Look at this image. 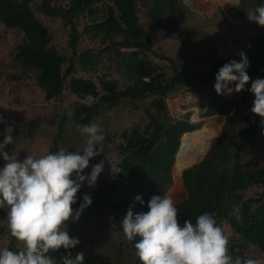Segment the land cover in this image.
I'll return each mask as SVG.
<instances>
[{"label": "trees", "instance_id": "obj_1", "mask_svg": "<svg viewBox=\"0 0 264 264\" xmlns=\"http://www.w3.org/2000/svg\"><path fill=\"white\" fill-rule=\"evenodd\" d=\"M180 1L0 0V27H3V32L21 35L17 52L4 70L9 71L8 77L16 72L33 81L46 100L63 103L64 96L73 98L63 113L51 119L52 123L57 120L58 132L52 136L48 153L64 148L71 138L76 137H66L64 131V128L71 129L72 133L77 131L73 121L78 124L96 123L97 117L118 108L123 101L130 102L135 108L138 103L145 102V119L141 117V121L122 130L118 136L100 124L105 140L97 163L104 161V174L109 181L103 183L105 188L95 193L93 203L81 216L89 211L108 209L123 215L130 206L134 213L147 212L150 199L161 197L170 184L172 188L168 196H180L177 189L179 192L181 188L176 179L181 185L183 183L182 189L184 187L188 195L176 205L181 226L186 220L195 223V217L205 212L214 213L222 228L227 226L231 231L229 249L234 257L249 258L246 250L251 245L264 254V163L255 166L251 160L244 161L245 156L252 158L257 155L255 149L261 118L253 113L245 116L236 110L225 119L220 137L214 138L212 132L200 134L207 127L197 130L200 126L190 122L189 114L173 118L165 103V99L177 91L196 92L195 85L198 88L211 85L216 82L215 76L224 64L233 59L240 61V56H228L212 60L204 70L183 72L171 59L155 53L151 32L163 31L165 35L178 36L182 29L177 9ZM236 1L225 0L227 4ZM139 3L146 6L141 18L138 15ZM261 4L264 0H239V6L231 11L237 14L238 20H245L246 12ZM42 18L61 22L62 34L67 39L66 47L52 44L53 38ZM82 43L89 45L81 49ZM249 47L248 74L252 81L264 79V27L260 26L251 37ZM151 56L160 62H168L169 66L168 63L152 61ZM250 88L251 81L243 92L237 94L245 108L253 97ZM88 92L96 97L91 106L83 102L84 94ZM233 106L227 99H215L204 106L202 117L218 116L221 120L222 116L231 113ZM194 119L198 121L197 113ZM184 133L189 134L184 136L181 144ZM17 134V130H13V136L17 138ZM4 137L5 134H0V143ZM192 140L198 156L194 164H198L191 165L195 157L184 155L172 176L175 156L187 150ZM116 141L118 145L114 150L121 160L110 163H116L124 172L113 176L110 163H106L104 159L107 158L103 154L106 152L104 149ZM13 147L8 145L5 151L13 153ZM84 174H88L86 170ZM118 190H121V195L116 206L103 203L106 194ZM138 195L143 197V204L136 201ZM83 196L82 185L77 193V203L73 205L74 211L79 209ZM234 208L239 209V220L230 215ZM0 213H3L2 209ZM134 243L128 241L135 254ZM9 249L19 250L12 244ZM68 252L73 256V249L57 251L62 256ZM134 264H141L136 254Z\"/></svg>", "mask_w": 264, "mask_h": 264}, {"label": "clouds", "instance_id": "obj_2", "mask_svg": "<svg viewBox=\"0 0 264 264\" xmlns=\"http://www.w3.org/2000/svg\"><path fill=\"white\" fill-rule=\"evenodd\" d=\"M234 5L239 6V0ZM246 13L250 22L264 27V4ZM239 55L240 61L233 59L218 70L215 91L221 96L234 93L237 96L251 81L249 90L255 97L251 111L261 118V127H264V79L252 81L247 71L250 67L248 57L244 52ZM195 97L197 100L196 93ZM83 102L91 106L96 97L91 92L85 93ZM171 116L179 118L184 114L173 112ZM0 123H6L2 117ZM72 123L85 137L82 150L60 148L39 157L27 155L23 160L15 152L10 155L5 151L8 145L16 144L13 128H6L0 143V157L5 161L0 169V209H7L10 235L21 242L23 248L0 250V264H84V252L74 257L68 252L59 261L50 255L61 248L75 249L80 244L79 239L70 236L68 223L78 221L93 201L86 194L78 210L74 211L73 205L77 203V193L84 182L87 181L90 188L95 187L105 168L101 161L92 165L89 175L84 174L90 160L102 154L105 140L102 126L95 122ZM110 166L113 176L124 172L116 163ZM135 199L143 204L142 196ZM148 209L134 213L130 206L119 228L113 225V230L122 229L128 241H135V254L141 264H261L258 259L231 254L229 238L214 213L205 212L195 217V223L186 220L181 226L176 202L167 194L153 196ZM230 215L239 220V209L234 208Z\"/></svg>", "mask_w": 264, "mask_h": 264}, {"label": "rangeland", "instance_id": "obj_3", "mask_svg": "<svg viewBox=\"0 0 264 264\" xmlns=\"http://www.w3.org/2000/svg\"><path fill=\"white\" fill-rule=\"evenodd\" d=\"M217 2L221 5H227L225 0H181L180 4L177 5L178 18L180 19L182 26L179 35L176 37L172 34L165 35L163 31L154 34L151 32L153 51L171 59L183 72H188L194 69L204 70L209 66V63L212 60L218 58L240 56L239 53L241 52H244L247 55L250 52L249 41L251 37L257 33L260 26L254 28L253 22H251V25L249 24L250 21H242L244 23L243 25L241 24L242 26H235V21H237V19H235L236 14H229V12L232 11L228 7L224 8L223 11L217 10L213 17L204 19L203 17L206 16L205 12L208 13V11H210L208 8H210L211 5L208 4H218ZM235 3L230 4H232L233 7H236V5H234ZM227 8L228 10L226 11ZM145 11L146 6H141V3H139L138 15L140 18L145 14ZM224 12L227 13L231 25L229 22L225 23V25L223 24V16L227 20ZM42 22L48 27L49 33L53 38L52 44L66 47L67 39L62 34L63 28L61 22L59 20L43 18ZM247 23L250 26H248ZM219 25H224L226 27L216 28V26ZM255 25L257 24L255 23ZM3 31V27H0V117H2L6 123H0V134H5L6 128L8 127L17 130L16 144H13L14 147L11 148V150L17 154V157L20 160L25 159L27 155L39 157L48 154L52 136L58 132V127L56 125L57 120L54 119L52 123L51 119L53 116L63 113L73 98L70 96H64L63 103L59 100L49 101L44 99V94L36 88L33 81L23 78L16 72H14L15 75L12 74L11 77H8L7 74L9 71L6 70L5 72L4 68L6 64L11 61L12 56L17 52L19 36L21 35H16L12 31ZM232 37L237 39V42L233 41ZM232 42H234V44H232ZM223 43L229 46L226 50L222 48L224 47ZM87 45H89V43H82L80 47L82 49L87 47ZM151 59L152 61H156V63H165L166 65L168 63L166 61L160 62L152 56ZM168 66L169 63L167 67ZM262 71H264V69ZM215 83L216 82H213L211 85L205 86L202 85L200 88L195 85L194 89L196 92H194L197 93L198 99L197 102H194L193 104H190L187 101L188 97L186 93L189 90H185L184 93L183 91L175 92L173 96H169L165 99V103L171 115H173L174 112L175 115L184 114V116H186L189 114L190 116V113H188L190 112L189 109L196 106L198 110L194 108V115L197 113L198 121L194 119V125L200 126L197 130H200L202 127H207L199 133L205 134L212 132L215 136L214 138H218L221 135L225 119L232 115L236 110H239V112L245 116L252 113L251 108L255 97L253 95L248 107L245 108L235 94L233 95L234 97L229 95H218L214 88ZM230 87H232V85H230ZM215 99H227L231 101L234 105L231 113L222 116L221 120L218 116L208 118L202 117L205 111L204 106ZM144 107L145 102L138 103V107L135 108L130 102L123 101L118 108L111 111H105L99 119H96V123L108 127L112 134L118 136L122 130L141 121V117L145 119L143 113ZM64 131L66 137H72L73 135L76 136L71 138V141L64 145V148L73 151L82 150L85 137L79 131L72 133L71 129L67 128H64ZM187 134L189 133L182 136L181 144L184 136ZM257 139V149H255L257 155L252 158L245 156L244 161L251 160L255 166H260L264 163V127H260V131L257 132ZM116 145H118V141H116L114 145H108L107 148L104 149L106 152H104L103 155L107 158V160L104 159L106 163L111 161L119 162L121 160V157L114 150V146ZM97 151H99V149H97ZM182 152L183 151L179 152L176 157L174 163L175 166L173 165L174 167H172V170L176 168ZM195 152L197 154V151L192 152L191 149L184 154L187 157H195V160L191 165L198 160V156ZM8 153L10 155L12 154L11 151ZM98 159L99 155L90 160L89 168L85 169L88 173L87 175L90 174L92 165L97 164ZM4 164L5 161L0 157V169L3 168ZM104 171H106L105 168ZM104 171L98 177L95 187L90 188L87 181L83 184L84 195H90L91 199H93L95 193L101 192L100 190L105 188V184L103 183L108 182L109 178L106 173V175L104 174ZM171 172L173 176L174 172ZM177 183H179V181H177ZM170 185L161 197L165 194L168 195L172 188V185ZM182 186L183 183L179 192L177 189V193H180V196L176 197L173 196V194L169 195L172 199L174 198L176 205L187 199L188 196L187 191L184 187L182 189ZM249 193L252 194L253 192L250 191ZM106 195V197L102 199L103 203L116 206L121 195V190ZM2 211L3 213H0V231L3 229V233H0V250L9 248L11 244L15 249L20 250L23 248V244L13 238L8 229L7 209H2ZM124 211L125 213H123V215H117L116 210L113 211L111 209H108L107 211H89L86 212L87 214L85 213L84 216H80L78 221L70 222L68 225L71 226L68 228L70 236L80 240V244L73 249V256L78 252H84V264H97L98 262H101L102 264H134L135 254L132 252L130 244H128V240L124 236L122 229L113 230V225H116V227L119 228V225L128 210ZM223 230L227 236L231 234V231L227 226H224ZM246 254L249 258L258 259L261 264H264V254L255 246H249L246 250ZM50 255H53L58 261L61 260L62 257L57 251L50 253Z\"/></svg>", "mask_w": 264, "mask_h": 264}, {"label": "crops", "instance_id": "obj_4", "mask_svg": "<svg viewBox=\"0 0 264 264\" xmlns=\"http://www.w3.org/2000/svg\"><path fill=\"white\" fill-rule=\"evenodd\" d=\"M210 2H213V1H210ZM218 3V2H217ZM208 5H211V7L210 8H208L210 11H208V14H207V12H205L206 13V16L205 17H203L204 19L205 18H209V17H213L214 15H215V13L217 12V10H221V11H223V9L224 8H226V7H228L229 9H232V8H234L233 7V5L232 4H230V3H228L227 5H221L220 3H218V4H208ZM232 6V7H231ZM228 8L226 9V11L228 10ZM212 9V10H211ZM225 11V10H224ZM223 13V12H222ZM225 13V15H226V18H227V20L224 18V16H223V18H222V20H224V21H222L221 19V21L223 22V24L225 25V23H228L230 20H229V18L227 17V13L226 12H224ZM229 14H232V15H234V14H236L234 11H232V12H229ZM219 18V17H218ZM216 19V18H215ZM235 19H237V14H236V17H235ZM242 21H249L248 20V18H246L245 20H238L237 19V21H235L236 22V25L235 26H237V25H240V26H242L244 23L242 22ZM229 24H230V22H229ZM242 24V25H241ZM248 24V23H247ZM249 24L251 25V22H249ZM248 24V26H250ZM224 25H222V26H216V28H223V27H226V26H224ZM231 25V24H230ZM253 25H254V28L257 26V27H259V25L257 24V25H255V23H253ZM259 29H260V27H259ZM225 34V33H224ZM255 35V34H254ZM232 40L233 41H235V42H237V39H234L233 37H232ZM239 40V39H238ZM232 44H234V42H232ZM223 46L224 47H222V48H224L225 50L227 49V47H229L227 44H224L223 43ZM231 96H233V95H231ZM198 98V97H197ZM196 135H194L193 137H195ZM192 145V146H191ZM191 145H190V147L187 149V150H184L182 153H181V157L182 156H184V154H185V152H187V151H189V150H191L192 149V151H196L195 150V148L193 147V141H191ZM181 157L179 158V161H180V159H181Z\"/></svg>", "mask_w": 264, "mask_h": 264}, {"label": "water", "instance_id": "obj_5", "mask_svg": "<svg viewBox=\"0 0 264 264\" xmlns=\"http://www.w3.org/2000/svg\"><path fill=\"white\" fill-rule=\"evenodd\" d=\"M236 3H237V1H236ZM235 3V4H236ZM212 10V9H211ZM208 14V13H207ZM232 87H234L233 85H232ZM235 94V93H234ZM233 94V95H234ZM186 95H187V97L192 101V103H194V102H196L197 100H196V97H195V92H194V90H189L187 93H186ZM226 96H228L227 94H225ZM190 122L191 123H195V121L192 119V117H190ZM185 134V133H184ZM183 134V135H184ZM182 135V136H183ZM182 138V137H181ZM214 139V138H213ZM212 141V140H211ZM180 142H181V139H180ZM179 148H180V146H179ZM178 151H179V149H178ZM177 151V152H178ZM206 156V154L204 155V157ZM204 157L202 158V159H204ZM175 158H176V156H175ZM192 167V166H191Z\"/></svg>", "mask_w": 264, "mask_h": 264}, {"label": "bare ground", "instance_id": "obj_6", "mask_svg": "<svg viewBox=\"0 0 264 264\" xmlns=\"http://www.w3.org/2000/svg\"><path fill=\"white\" fill-rule=\"evenodd\" d=\"M188 102L190 103V104H193L192 103V101L188 98ZM194 108H196L197 110H198V108L196 107V106H193L192 108H190L189 110H190V112H188V113H190L191 114V117H192V119L194 120V113H195V109ZM195 121V120H194ZM186 134V133H185ZM180 149V148H179ZM178 153V152H177ZM177 155V154H176ZM179 163V162H178ZM177 166V165H176ZM173 171V170H172ZM175 180V182L177 183V181H176V179H174ZM178 185H179V187L181 188V185L179 184V183H177Z\"/></svg>", "mask_w": 264, "mask_h": 264}]
</instances>
